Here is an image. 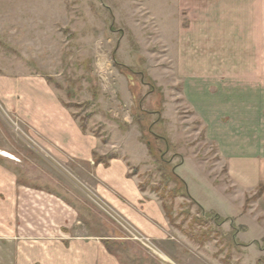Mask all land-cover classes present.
<instances>
[{"label":"rangeland","instance_id":"obj_1","mask_svg":"<svg viewBox=\"0 0 264 264\" xmlns=\"http://www.w3.org/2000/svg\"><path fill=\"white\" fill-rule=\"evenodd\" d=\"M194 5L193 12L186 3L172 13L176 5L167 8L163 0H0V264H34L33 244L60 245L70 233L88 236L90 244L99 239L120 264H264L260 104L254 105L259 118L248 126L231 124L232 116L219 107L215 127L235 138L233 156H223L208 126L185 105L177 69L182 54L199 55L202 70L216 68L215 92L231 91L221 94L224 105L232 95L233 111L240 110L260 86L264 14L260 0ZM171 13L181 28L166 20ZM193 36L200 39L192 43ZM57 99L99 148L117 145V130L136 132L147 152L145 142H151L154 155L148 152L144 165L129 169L165 216L166 206L173 238L165 248L150 238L159 254L132 238L130 232H143L81 178L80 166L75 170L49 148L48 119L40 111ZM111 151L95 153L94 163L107 164L121 152ZM189 157L203 164L201 179L215 192L200 185ZM230 159L257 169L248 183L229 172ZM172 167L201 205L165 176Z\"/></svg>","mask_w":264,"mask_h":264},{"label":"crops","instance_id":"obj_2","mask_svg":"<svg viewBox=\"0 0 264 264\" xmlns=\"http://www.w3.org/2000/svg\"><path fill=\"white\" fill-rule=\"evenodd\" d=\"M197 2H199V0H197ZM186 3L192 7V12L196 10L194 5L195 0H163V4L166 5L167 8H171L169 6L170 4L176 5L175 8H172V13H179L180 8L182 10V7L185 6ZM172 13L166 17V20L169 21L168 19H171L176 28H181V22L176 20L174 15L172 16ZM260 13L264 14V0H260ZM196 25L197 24L194 23L193 28H195ZM198 39H200L198 36H193L191 41L192 43H195ZM188 42H190V40ZM181 43L185 44L187 42L183 41L182 38ZM263 46L264 20H260V86L253 87V90L257 89V92L253 90L251 91L252 93L256 92L257 94H250V98H248L249 95L245 96L246 98L244 99L246 101L238 105L243 108H238L240 109L238 111H233L234 104L231 100L232 95H230V98H227L229 100H227L225 102L227 104L224 105V99L226 97L221 94L231 91L222 87L221 90L215 92L217 86L211 85V78H215L216 76V68L214 69V67L212 68L210 65L208 68L202 70L199 55L195 56V53L186 55L182 54L177 60V69L179 70L182 80H184L182 99L185 102V105L190 107L194 112L195 119L201 121L202 125L208 126L209 131L207 136L210 140H215L218 143L220 146V152L223 156H233V141L235 138L229 130L224 131V129L218 128L217 126V128L215 127L219 121V107L224 110V113L232 116V119L230 118L231 124L239 122L248 126L250 125L251 119L259 118L256 117L259 114V110L258 108H254V105L257 104L258 106V104H260V151L261 148L264 147V144H262L264 142ZM202 77L205 79H201ZM202 80L204 82H209L210 84L204 85L201 83ZM237 91L240 92L241 90L237 89ZM245 93L247 92L245 91ZM53 101L54 102L49 103L50 107L46 108V111L45 109L40 111V113H42L41 116L48 119L46 122L48 125L46 128L47 133H45V135H47L44 139L48 140L49 148L55 155L63 157L66 162L70 163V165H75V170L80 171L81 169H78V166H80L82 168L80 171L82 179L87 181V183L90 184L91 187L108 203L122 212L129 219V221L134 224V226H137L140 232H143L145 236L160 243L161 248L162 246L164 247V244L173 238L172 229L168 219L161 208L158 198L149 190L140 189V178L138 177V174H130V166L144 165L145 160L148 159V152L144 144L139 141V135L131 130L124 133L117 130L116 137L119 140V144L117 143L115 146L110 144L107 145L106 148L102 145L99 148V140L90 135L88 131H84L83 128H81V126L74 120L72 112L66 108L60 100L57 99ZM252 109L256 112L252 113ZM253 116H255V118ZM247 126L244 128L246 132H248ZM257 134L259 133L257 132L256 136ZM243 137L244 135L241 136V138ZM114 147L120 148V155L111 158L107 164H103L100 161L99 163H94L95 153L97 154L96 156H103L109 152H113L111 150ZM137 151H139L140 154L137 155ZM131 153H134V158L129 155ZM145 155H147L146 158L144 157ZM191 160L192 163L195 164L196 171L198 173L197 178L199 179V183H201L200 185L205 189L214 191L213 184L207 183L206 181L204 183V180L201 179L203 178L201 172L204 171L203 164L200 165L199 162L195 161V159ZM187 161L188 158L184 159L178 167L183 169ZM228 164L229 172L234 175L237 171V175L239 176L242 184L249 182L250 179L248 177L251 176L252 170H257L255 167L252 168L249 163L243 162L242 160L240 165L237 166L234 160L232 161L231 159ZM84 165H87L89 170L85 169V171H83L85 168ZM248 172L250 174L249 176ZM186 183L189 185L188 182ZM260 184H264V164H260ZM191 195L194 197L192 198L200 204L201 200L199 197L192 194V192ZM8 201V203H11L12 200L10 199ZM260 201L264 202V193L260 196ZM52 216H56V214L50 213L49 217L52 218ZM70 235L71 233L67 238H64V241H61L62 243L60 245L56 246L51 244H33V263L120 264L117 263L115 259L111 258L110 255H106L105 247L99 242V239L93 237L94 239H91L90 242L92 243L90 244L89 241L85 240L88 239V236ZM28 251L29 249H26L25 252L27 253Z\"/></svg>","mask_w":264,"mask_h":264},{"label":"trees","instance_id":"obj_3","mask_svg":"<svg viewBox=\"0 0 264 264\" xmlns=\"http://www.w3.org/2000/svg\"><path fill=\"white\" fill-rule=\"evenodd\" d=\"M159 139H163L164 141H166L167 142V144H168V141H167V139H165L163 136H157ZM145 144H146V147H147V149H148V152H149V154L151 155V156H153L154 155V150H153V147H152V145H151V142H149V141H146L145 142ZM167 175V178L168 179H170V178H172V179H175L176 181H178L181 185H182V187H183V189H184V191H185V194L194 202V200L190 197V195L188 194V191H187V188H186V183H185V181L182 179V178H180L176 173H175V171H174V168L172 167L171 168V170L169 171V172H167L166 174H165V176ZM262 186V185H261ZM140 188L141 189H145V186H144V184H140ZM162 207H163V209H164V211H165V213H166V216H168L167 215V211H166V206L164 205V203L162 204ZM201 208V207H200ZM214 216L216 217V218H218L219 217V215L218 214H216V213H214ZM169 217V216H168Z\"/></svg>","mask_w":264,"mask_h":264},{"label":"built area","instance_id":"obj_4","mask_svg":"<svg viewBox=\"0 0 264 264\" xmlns=\"http://www.w3.org/2000/svg\"><path fill=\"white\" fill-rule=\"evenodd\" d=\"M130 233L132 234V238L138 241L145 249L151 251L153 254H159L158 249H156L153 241L149 237L139 233L138 231H134V233L132 232Z\"/></svg>","mask_w":264,"mask_h":264},{"label":"bare ground","instance_id":"obj_5","mask_svg":"<svg viewBox=\"0 0 264 264\" xmlns=\"http://www.w3.org/2000/svg\"><path fill=\"white\" fill-rule=\"evenodd\" d=\"M164 258H166V257H164ZM166 259H168V258H166Z\"/></svg>","mask_w":264,"mask_h":264}]
</instances>
